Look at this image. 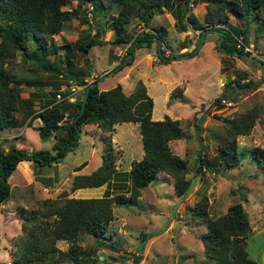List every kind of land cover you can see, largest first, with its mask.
<instances>
[{
  "label": "rangeland",
  "instance_id": "374dc122",
  "mask_svg": "<svg viewBox=\"0 0 264 264\" xmlns=\"http://www.w3.org/2000/svg\"><path fill=\"white\" fill-rule=\"evenodd\" d=\"M76 5L77 0H66L63 7L73 8ZM86 6L90 20L81 22L78 17L72 18L67 27L54 33V39L57 43L73 46L74 40L84 34L88 27L91 33L98 31L101 42L89 46L87 52L69 50L70 64L62 61L65 59V48H60L56 56H46L50 63L47 68L18 51L13 66L22 79L20 93H29L42 84L53 92L65 90L71 84H78L77 77L72 75L74 72L84 74L87 83L97 77L100 89L121 83L127 93L137 83L143 82L153 98L152 118L161 119L168 114L180 121L183 135L171 140L170 147L187 159V176H192L193 182L186 194L177 195L174 191V177L166 171H159L156 178L141 189L136 203L113 204V218L104 233L78 235L77 242L82 247V264H216L204 254L200 238L207 226L191 214L194 203L203 194L208 198L211 217L223 214L233 202L243 204L251 225L245 248L257 264H264V168L256 164L252 155V147H264V63L261 62L264 61V31H259L256 27L258 23L249 20L246 15H234L228 10L231 22L248 30L247 35L241 33L243 41L252 46L248 54L258 61L220 50L216 44L220 35L215 29H209L205 31V44L193 56H179L164 61L156 47V36L149 45L142 44L134 48L132 64L114 71L113 67L129 56L126 45L112 42L115 29L108 15L105 18L99 15L89 2ZM190 11L202 19L206 11L205 1L190 6ZM183 15L186 19L187 13ZM172 21L162 9L153 15L149 27H144L143 22L137 19H132L127 26L133 34L139 26L154 34L155 29L166 28L160 29L163 33L160 39L171 45L164 46L161 43V46L164 48V56H171L170 48H174L177 53H184L189 48H181L182 42L187 43L189 38L195 43L200 40L197 36L200 29H193L189 25L188 29L182 30L177 19ZM209 40L213 42L208 48L206 44ZM235 76H247L257 86L238 88L234 83L227 84ZM78 85L77 97L82 96L81 90L86 84ZM222 90L226 93L225 100L232 102L231 105L216 101V96ZM255 105H259L260 114L254 125L248 133L237 136L241 161L234 167L225 166L219 154L216 131L222 128L226 117L238 113L246 106ZM67 115L69 120L70 116ZM114 126L112 141L118 152L116 166L127 172L132 160L140 159L143 155L139 123L122 121ZM83 129L88 134L80 132L77 145L67 152V156L56 167L54 164L47 165L45 174L70 172L79 159L89 156L92 149L91 167L101 163L102 131L97 132L92 123L84 124ZM2 133L4 131L0 129V135ZM27 136V146L47 147L40 137L38 143L32 130L27 131ZM198 156L203 157L204 163H215L217 169L207 166L203 172L197 173L195 167ZM67 176L62 177L63 181L58 183L57 189L41 187L40 184L36 185L38 187L29 184L25 189L15 186L11 189L10 199L0 200V264H15L14 257L18 253L15 241L21 234L24 219L20 206H40L41 200L57 197L63 191L68 196L81 197L100 196L104 191L105 186L102 190L97 186L91 187L92 191L77 193L70 189L71 178ZM113 182V194L123 191L129 195L128 176ZM56 244L67 249L70 241L59 239ZM58 264L76 263L62 261Z\"/></svg>",
  "mask_w": 264,
  "mask_h": 264
},
{
  "label": "trees",
  "instance_id": "16d2710c",
  "mask_svg": "<svg viewBox=\"0 0 264 264\" xmlns=\"http://www.w3.org/2000/svg\"><path fill=\"white\" fill-rule=\"evenodd\" d=\"M201 1H205L206 5L202 19L190 11L189 5V2L197 4ZM65 2L66 0H0V129L20 125L15 112L25 103L24 106L28 109L25 116L32 114L31 117L39 116L41 119V124L36 126L40 137L45 138L51 134L55 136L52 145L54 151L46 148L27 150L15 145L4 150L0 144V200L11 198L8 177L20 160L28 159L34 171L40 173L38 170L53 161L61 160L77 145L81 127L86 123H95L102 131L101 163L89 173L74 174L70 189L103 184L105 188L100 196H68L63 191L57 197L41 200L40 206H20L24 219L21 234L15 241V248L18 250L14 257L15 264H58L62 261L82 264V247L77 242L78 235L104 233L113 218V204L136 203L141 189L155 179L159 171H166L174 177V191L177 195L186 194L193 182V177L187 176V159L170 147L171 140L183 135L180 121L168 114L161 119L152 118L154 102L143 82L137 83L129 93L123 90L121 83L104 89H100L98 84L92 86L84 108L79 112L86 88L83 86L82 96L77 97L76 101L53 102L33 113L31 103L35 95L31 92L29 95L32 98L26 102L20 96L22 79L13 66L18 51L32 61H38L44 68L50 66L46 56H56L60 48H65V59H58L65 61V64H70L69 50L87 52L89 46L101 42L98 31L91 33L87 27L85 33L74 40L73 46L69 43H57L53 36L67 27L74 17H78L81 22H88L87 2L99 15L111 18L109 22L115 29L113 43H129L126 48L129 56L116 64L114 71L133 61L135 47L142 45L144 40L149 45L157 36L149 31H141L133 36L128 23L137 19L148 26L153 15L162 7L177 11L182 30L188 29L189 25L193 29H200V34L209 29L221 30V45L231 51L236 49L243 52L242 48L236 47L234 35L243 32L247 35L248 30L234 25L228 10L238 16L246 15L249 20L258 23L256 27L259 31H264V0H77V5L73 8L63 7ZM184 13H187L186 19L182 17ZM197 44L198 42L190 51L184 52L185 57L197 53ZM29 48L31 49L28 50ZM184 53L164 56V50L160 49V55H163L166 62L169 58ZM72 75L77 77L80 85L89 83L80 72ZM96 79L97 77L94 78ZM232 83L238 88L257 86L247 76H235L227 82L229 85ZM224 95L226 93L222 90L216 96V101H220ZM65 112L70 119L62 122ZM259 114V105L246 106L238 113L226 117L222 128L216 131L219 154L225 166L234 167L240 163L237 136L248 133ZM122 121L139 123L143 148L142 157L132 160L127 172L116 166L118 152L112 141L114 124ZM252 155L256 164L264 168V147H252ZM207 166L217 169L215 163H204L203 157L198 156L195 171L201 173ZM125 175L129 178V195L123 191L113 194V181H119ZM208 204V198L203 194L191 210L192 217L207 226L200 234L204 254L216 264H257L245 248L251 225L243 204L233 202L217 217L209 215ZM59 239L70 241V246L67 249L60 248L56 244ZM137 259L138 256L135 261Z\"/></svg>",
  "mask_w": 264,
  "mask_h": 264
},
{
  "label": "crops",
  "instance_id": "0c3cea01",
  "mask_svg": "<svg viewBox=\"0 0 264 264\" xmlns=\"http://www.w3.org/2000/svg\"><path fill=\"white\" fill-rule=\"evenodd\" d=\"M162 9H163V11H165V14L167 13V16L170 19H173V21H175V19L178 18V15L176 14L177 11L175 9H167L166 7H162L156 13L161 12ZM233 14L236 15L235 13H233ZM182 17H184V15ZM219 25L225 26L223 24H219ZM146 27H149V26H146ZM160 29L164 30L166 28L162 27V28H159V29H155V31H156L155 34H157V40H158L156 42V47H157V50L159 51V53H160V49L164 50V48L161 46L162 44H165L164 46L171 45L170 42H167V41L164 42L163 39H160V37L163 34L160 31ZM159 33H161V34L159 35ZM200 35L201 34L198 33L197 36L200 37ZM188 36H190V35H188ZM212 42H213L212 40H209V42H207L206 45L208 46V48L210 47ZM196 43L194 42V40L192 41L189 38L187 43L182 42V47L181 48L185 47L186 49L189 48L191 50L196 45ZM120 44H125L126 45L125 49H126L129 43H120ZM143 44L146 45L147 41L144 40ZM203 44H205V39H204L203 43L199 46V48L197 47L198 50L201 48V46ZM168 48L169 47H167V49ZM189 49H188V51H190ZM178 50H180V49H178ZM175 52H176V50L174 48H170L169 54H172V53H175ZM133 60H134V58H133ZM133 62L134 61H132L130 64H132ZM31 92H32V94L35 95V96H33V98L29 95V93H31ZM29 93L23 92V93H20V96H21L23 102H26L27 99L32 98L31 108L34 110L33 113H36L44 105H49V104H51L53 102H58L56 100V98H55V93L56 92L54 93L51 89H49L46 85H43V84L40 85V88L35 89L33 91H30ZM22 104L23 105H21L19 107V109L15 112L16 117L20 121V123H19L20 125L13 126V127H8L6 129L2 128L4 133H2L0 135V144H2V146L4 147V150L9 148V146H11V145H15L18 148H24V149H27V150L38 149V148H35V147L31 148V147L26 145L27 144L26 142L29 141L28 140V136H27V131L28 130H32L33 132H35V134L37 136L36 139H37V141L39 143L40 140L38 139V137H40V135H39V132H38L36 126L41 124V119H40L39 116L31 117L32 114H29L26 117L25 114L27 113L28 109H27V107L25 108V106H24L25 103H22ZM23 106H24V108H23ZM92 124H94L96 126L97 132L100 133L101 129L95 123H92ZM80 132H84V134H88V132L83 129V125L81 127ZM40 138L43 139L45 141V143L47 144L46 149H51L52 151H54L52 149V145H53V143L55 141L54 134H51V135H49L48 137H45V138H43V137H40ZM78 140H79V137H78ZM92 154H93V149L90 151L89 156L87 158L83 157L82 159H79V161L74 165L73 169L70 172L65 173V174H63V173L58 174V172L56 171L53 175H48V174L44 173L46 171V166L47 165L51 166L52 164H54V166L56 167L58 165L57 163L59 161L63 160L67 156V153L64 155V157L61 160L53 161L51 164L45 165L41 170H39L40 173H36V171H34L33 166H32L31 162L28 159H22V160H20L18 162L16 168L14 169V171L8 177V181H9V183L11 185V189H12V187H15V186H20V187H22V189L23 188L25 189V186L29 185V184L33 185V186H36V185L40 184L41 187L42 186H45V187L48 186V187H52V188L57 189L58 188V183L63 181V178H65V176H67V175H68L67 177L71 178V180H70V183H71L72 177L74 176V174H76V173H89V172H91L93 169H95L98 166V165H95L96 167H91L90 161L92 160L91 159L92 158L91 157ZM89 168H91V169L89 170ZM104 186H105V184L100 186L101 190L103 189ZM36 187H38V186H36ZM95 187H97V186H95ZM92 189L93 188H91V187H80V188H77L75 190L77 191V193H83V192L92 191Z\"/></svg>",
  "mask_w": 264,
  "mask_h": 264
},
{
  "label": "built area",
  "instance_id": "2783aa9c",
  "mask_svg": "<svg viewBox=\"0 0 264 264\" xmlns=\"http://www.w3.org/2000/svg\"><path fill=\"white\" fill-rule=\"evenodd\" d=\"M189 5L192 6L194 5L192 2H189ZM144 27H146L144 25ZM143 26H139L136 29V32L133 34V36H136L139 32L145 31ZM234 38L236 40L235 45L236 47H240L243 49L244 52H250L252 51V46L246 44V42L243 41V35L238 34L234 35ZM80 86L78 84H71L68 86L67 89L65 90H59L55 94V98L57 101H69V102H74L77 99V93L79 90ZM225 102L228 105H231L232 102L225 100V98H222L220 102ZM62 120L67 121L68 120V115L67 113H64Z\"/></svg>",
  "mask_w": 264,
  "mask_h": 264
},
{
  "label": "water",
  "instance_id": "95a60500",
  "mask_svg": "<svg viewBox=\"0 0 264 264\" xmlns=\"http://www.w3.org/2000/svg\"><path fill=\"white\" fill-rule=\"evenodd\" d=\"M214 31H216L220 35V37L217 39V43H216L217 46L220 48V50L225 51L228 54H239L240 56H242L243 58H245L247 60H251V61H254L255 60V61H258L257 59H255L254 56H252V55H250L248 53L241 52V51H238L236 49H234L232 51L231 50H227L223 45H221V41L223 39V32L221 30H216V29ZM204 37H205V31H203L201 33L200 40H199V43H198L197 47H199L203 43ZM179 56H183L184 57V56H186V54H182V55H179ZM179 56H178V58H179ZM112 71L113 70H111L110 73H112ZM105 75L106 74H104L102 77H104ZM98 81H99V79L92 80V81H90L86 85L85 92L83 93V97H82V101H81V106H80L79 112H81L83 110V108H84V105H85V101H86V98H87V94H88L89 88L92 87V86L97 85ZM102 257H103V255L100 256V258H102Z\"/></svg>",
  "mask_w": 264,
  "mask_h": 264
},
{
  "label": "clouds",
  "instance_id": "9594fccd",
  "mask_svg": "<svg viewBox=\"0 0 264 264\" xmlns=\"http://www.w3.org/2000/svg\"><path fill=\"white\" fill-rule=\"evenodd\" d=\"M244 52V51H243ZM245 53H247V52H245Z\"/></svg>",
  "mask_w": 264,
  "mask_h": 264
}]
</instances>
